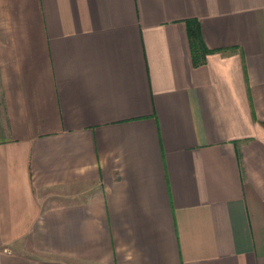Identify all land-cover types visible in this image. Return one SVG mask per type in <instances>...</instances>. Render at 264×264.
Instances as JSON below:
<instances>
[{
  "label": "crops",
  "instance_id": "0c3cea01",
  "mask_svg": "<svg viewBox=\"0 0 264 264\" xmlns=\"http://www.w3.org/2000/svg\"><path fill=\"white\" fill-rule=\"evenodd\" d=\"M0 264H264V0H0Z\"/></svg>",
  "mask_w": 264,
  "mask_h": 264
},
{
  "label": "trees",
  "instance_id": "16d2710c",
  "mask_svg": "<svg viewBox=\"0 0 264 264\" xmlns=\"http://www.w3.org/2000/svg\"><path fill=\"white\" fill-rule=\"evenodd\" d=\"M189 37H190V46H191L192 55L194 57V61L196 62L194 64L196 66L201 65L202 62L205 61L204 58L207 52L206 51L204 52L202 49L203 39L198 22L196 23L190 22Z\"/></svg>",
  "mask_w": 264,
  "mask_h": 264
}]
</instances>
